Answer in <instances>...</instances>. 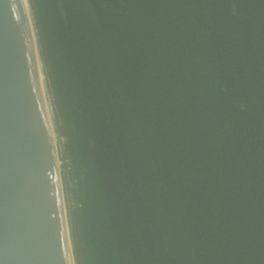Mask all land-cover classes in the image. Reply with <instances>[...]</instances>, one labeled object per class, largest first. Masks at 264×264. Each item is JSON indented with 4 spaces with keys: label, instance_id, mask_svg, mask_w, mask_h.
<instances>
[{
    "label": "trees",
    "instance_id": "obj_1",
    "mask_svg": "<svg viewBox=\"0 0 264 264\" xmlns=\"http://www.w3.org/2000/svg\"><path fill=\"white\" fill-rule=\"evenodd\" d=\"M76 264H264V0H29Z\"/></svg>",
    "mask_w": 264,
    "mask_h": 264
},
{
    "label": "water",
    "instance_id": "obj_2",
    "mask_svg": "<svg viewBox=\"0 0 264 264\" xmlns=\"http://www.w3.org/2000/svg\"><path fill=\"white\" fill-rule=\"evenodd\" d=\"M27 2L0 0V264H76Z\"/></svg>",
    "mask_w": 264,
    "mask_h": 264
},
{
    "label": "rangeland",
    "instance_id": "obj_3",
    "mask_svg": "<svg viewBox=\"0 0 264 264\" xmlns=\"http://www.w3.org/2000/svg\"><path fill=\"white\" fill-rule=\"evenodd\" d=\"M31 12H32V15H33V11H31ZM32 19H33V17H32ZM33 22H34V20H33ZM48 89H49V86H48ZM49 98H50V101H51L50 111L52 113V119L54 121V126H55L56 147L58 149L59 161L61 162V164H60V173H61V178H62L63 177L62 170H63V166H64V163H65L64 160H63L64 159V154H63V142H64V139L58 133L59 123H58V118L56 116V110H55V107H54V104H53V99H52V95L50 93V89H49ZM62 186H63V194H64V199H65L67 217H68V225H69V230H70L71 218H70L68 207H67V198H66L67 195L65 194V187H64V183H63V178H62Z\"/></svg>",
    "mask_w": 264,
    "mask_h": 264
},
{
    "label": "bare ground",
    "instance_id": "obj_4",
    "mask_svg": "<svg viewBox=\"0 0 264 264\" xmlns=\"http://www.w3.org/2000/svg\"><path fill=\"white\" fill-rule=\"evenodd\" d=\"M27 1H28L27 2V4H28L27 12H29L28 17H29V20L31 22V25H34L33 24L34 23L33 22L34 19H32L33 15H32V12H31L32 8H31V5H30V1L29 0H27ZM34 27H35V25H34ZM35 37H36V42H38L37 35H35ZM42 70H43V68H42ZM44 93H45V102H46V105H47V112H48V116H49V123H50V126H51V133H52L51 135L53 137V144L55 145L56 144L55 143V126H54V121L52 119V113L50 111L51 101L49 100L48 94L46 93V88L44 90ZM63 214H64V217H65L64 206H63Z\"/></svg>",
    "mask_w": 264,
    "mask_h": 264
},
{
    "label": "flooded vegetation",
    "instance_id": "obj_5",
    "mask_svg": "<svg viewBox=\"0 0 264 264\" xmlns=\"http://www.w3.org/2000/svg\"><path fill=\"white\" fill-rule=\"evenodd\" d=\"M105 1V0H104ZM108 1V3H110V4H115V1L116 0H107Z\"/></svg>",
    "mask_w": 264,
    "mask_h": 264
}]
</instances>
